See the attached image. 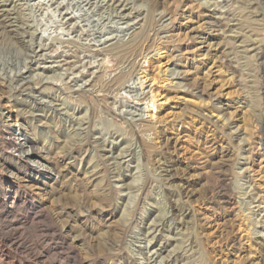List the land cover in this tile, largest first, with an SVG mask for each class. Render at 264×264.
<instances>
[{
    "label": "rangeland",
    "instance_id": "rangeland-1",
    "mask_svg": "<svg viewBox=\"0 0 264 264\" xmlns=\"http://www.w3.org/2000/svg\"><path fill=\"white\" fill-rule=\"evenodd\" d=\"M36 1L0 0V149L27 115L57 171L12 216L0 177V264H264V0Z\"/></svg>",
    "mask_w": 264,
    "mask_h": 264
},
{
    "label": "bare ground",
    "instance_id": "bare-ground-1",
    "mask_svg": "<svg viewBox=\"0 0 264 264\" xmlns=\"http://www.w3.org/2000/svg\"><path fill=\"white\" fill-rule=\"evenodd\" d=\"M3 1V0H2ZM8 1V0H7ZM44 0H37L36 2L34 3H37V5H40L41 3H44L42 2ZM54 1L56 0H53V3ZM105 1V0H104ZM6 2V1H5ZM11 2V1H10ZM57 2V1H56ZM60 2V1H58ZM118 2V0H117ZM31 3V2H30ZM47 3V2H46ZM49 3V2H48ZM47 3V4H48ZM12 5V3H10ZM15 4V3H14ZM61 4V3H60ZM17 5V4H15ZM50 5V4H49ZM57 5V4H55ZM121 5V4H120ZM10 6V5H9ZM8 6V7H9ZM48 6V5H47ZM13 7V5H12ZM33 7V6H32ZM50 7V6H48ZM58 7V6H57ZM120 7V6H119ZM122 7V6H121ZM124 7V6H123ZM122 7V8H123ZM5 8V7H4ZM3 8V9H4ZM55 8V7H54ZM13 9V8H12ZM11 9V10H12ZM53 9V8H52ZM57 9V8H56ZM7 10V8L5 9V11ZM16 10V9H14ZM49 10V9H48ZM58 10V9H57ZM60 10V9H59ZM17 11H19V9L17 8ZM54 11L56 12V10L54 9ZM10 11H8L9 13ZM54 12V13H55ZM4 13V12H3ZM20 13V11H19ZM6 14V13H5ZM5 14H3L5 16ZM22 14V12H21ZM62 14V13H61ZM2 15V16H3ZM13 14H11L12 16ZM23 15V14H22ZM64 15V14H63ZM62 15V16H63ZM8 16V15H7ZM18 16V15H17ZM15 17V16H14ZM72 17V16H71ZM20 18V17H19ZM67 18V17H65ZM20 20V19H19ZM70 20L67 19V20H64V21H68ZM26 21V20H25ZM24 22V21H22ZM28 22V21H27ZM17 26V25H16ZM15 24H13L12 20H7V19H4L3 17L1 18L0 16V33L1 34H5V36H8V35H14V34H17V30H21V27L17 26L16 27ZM28 28V27H27ZM23 32H24V29H22ZM27 30V29H26ZM32 30V29H31ZM35 31V30H34ZM141 31H144L143 29ZM27 32V31H25ZM29 32V31H28ZM33 32L30 31L29 33ZM56 32V31H55ZM35 34V33H34ZM31 35V34H30ZM141 35V34H140ZM142 35H143V32H142ZM141 35V36H142ZM3 36V35H2ZM34 36V35H33ZM32 36V37H33ZM137 36V35H136ZM140 36V37H141ZM51 37V36H50ZM139 37V36H138ZM138 37H137V40H138ZM135 37H133L134 39ZM144 38V37H143ZM20 39H23V38H20ZM129 40L124 46L122 45L121 46H112L113 48V52L114 50H116L117 52L116 53H119V52H122L124 51L125 54H127L125 51H131V52H134L135 50H137V48L139 49V44L140 42L138 43V41L135 39L134 40ZM40 46V45H39ZM156 50V49H155ZM158 53L160 51V48H157L156 50ZM130 54V53H129ZM159 55V54H158ZM126 56V55H125ZM145 56V55H144ZM145 62V61H144ZM161 64V63H160ZM163 64V63H162ZM162 65H159L158 66V70H160L159 72H162L163 74V82H167V75H166V71H167V67L166 65L164 66V69L162 70ZM166 67V68H165ZM171 69V68H170ZM176 71H172L171 70V74L176 76L175 73ZM178 73V72H177ZM161 74V75H162ZM169 77V76H168ZM172 77V76H171ZM170 77V79H171ZM177 77V76H176ZM124 78V75L121 74L119 75L115 81L118 82V85H122V83L124 82L123 81ZM140 79V78H139ZM162 80V79H161ZM166 80V81H165ZM96 81V80H95ZM169 81V80H168ZM155 80H153L152 78H148L147 77V74H143L142 75V79L140 80V84H139V88H140V93L143 94L142 96V101L144 100V107H142L143 109V113L144 115L147 117L146 119L148 120H153V116H155V112H154V107H155V104L156 102L159 100L157 99V93L155 94L152 90V86L155 84L154 83ZM171 84H174L175 85V82L170 80L169 81ZM178 82V81H177ZM181 84V83H180ZM177 85V84H176ZM109 86V85H108ZM123 86V85H122ZM84 87V86H83ZM117 87V84L116 86ZM119 87V86H118ZM148 88L147 90L144 91L145 88ZM176 87V86H175ZM178 87V86H177ZM114 88V87H113ZM99 100V99H98ZM17 101V100H16ZM21 101V100H20ZM25 103V102H24ZM143 113H141L140 115H143ZM217 117V116H216ZM23 119H25L26 121L25 122H22L18 125L17 128H14L13 126H8L7 129H6V132H5V139H3V141L5 140V143L7 144V147L6 149L8 148V150L6 151H2L0 149V177L1 179L7 181L6 182V185L4 187V190H3V200H4V206L6 207V211H7V215H14L15 214V209H18L25 201L24 200H27V205L29 207H33V208H36V207H39L40 208V205L34 201H32L29 197V195L27 194L26 192V189L28 187H30L31 185H33V187H37V189H41L42 185L45 184L46 182L48 181H52L54 179V175H53V172L57 171L55 169L56 166L54 164L56 163H53L50 159V157L48 158V152L47 150H45V147H43L42 145H40V142L41 140H45V138H47V135L45 134V132L43 131V129L40 131V136H37V126L34 124L35 122H33V119L32 118H29V116L27 115H24L23 116ZM149 122V121H148ZM129 124V123H128ZM1 127V126H0ZM140 131V130H139ZM2 135V134H1ZM147 138V137H146ZM42 141V142H43ZM150 142V141H149ZM4 143V144H5ZM101 143V142H100ZM43 144V143H42ZM5 146V145H4ZM3 147V146H2ZM138 146H136L137 148ZM152 148V147H151ZM154 148V147H153ZM5 150V149H4ZM133 154L136 156V159L139 161L143 155V151L141 149V151H138V150H134L133 151ZM134 157V156H133ZM135 159V158H134ZM54 161V160H53ZM56 174V172L54 173ZM121 179V178H120ZM41 180L43 182H41ZM54 181V180H53ZM123 181V180H122ZM121 181V182H122ZM49 182V183H50ZM51 184V183H50ZM50 186V185H49ZM52 187V186H51ZM50 187V188H51ZM144 187V185H143ZM33 190V189H32ZM48 190V189H47ZM140 191L142 190V187H140L139 189ZM50 191V190H48ZM52 191V190H51ZM50 191V192H51ZM53 192V191H52ZM2 193V191H1ZM54 193V192H53ZM139 194V193H137ZM49 195V193H48ZM50 196V195H49ZM36 197V196H35ZM52 197V196H51ZM36 199V198H35ZM54 199V198H53ZM43 204V203H42ZM2 206V205H1ZM0 206V207H1ZM42 206H46V205H42ZM53 206V205H52ZM44 207H41V208H44ZM51 207V205H50ZM39 209V210H42L43 209ZM54 208V207H53ZM52 208V209H53ZM2 209H3V206H2ZM51 209V208H49ZM48 209V211H49ZM56 209V208H55ZM28 210V209H27ZM26 210V211H27ZM3 211V210H2ZM35 211V210H34ZM45 211V209H44ZM43 211V212H44ZM41 212V213H43ZM55 212V211H54ZM26 213V212H25ZM32 213V212H31ZM34 213V212H33ZM32 213V214H33ZM51 213V216H56V212L53 213V212H50ZM58 213V211H57ZM21 214V213H20ZM31 214V215H32ZM26 215V214H24ZM29 215V214H28ZM41 215L39 212L36 213L35 216H38ZM60 215V214H59ZM67 215V214H66ZM6 216V215H5ZM4 216V217H5ZM16 216V215H15ZM33 216V215H32ZM45 216V215H44ZM3 217V218H4ZM34 217V216H33ZM43 217V216H42ZM52 217V218H53ZM61 217V216H60ZM41 218V217H40ZM45 218V217H44ZM43 218V219H44ZM56 218V221L58 222V218ZM54 218V219H55ZM9 219V218H8ZM35 219V218H34ZM42 219V218H41ZM42 219V220H43ZM49 219V217H48ZM5 220V219H4ZM10 222L8 223L7 225V229L6 230V233L5 236L7 237V240L5 242H7L10 246H15L16 245V242L18 241H13V237L15 235H17L20 231V225H24L26 223H28V217H25V216H22L20 218H16V219H9ZM31 220V219H30ZM37 219H35L36 221ZM47 220V219H46ZM179 220V219H178ZM54 221V220H53ZM4 222V221H3ZM52 222V221H51ZM35 223V222H34ZM56 223V222H54ZM61 223V222H60ZM4 224V223H3ZM57 225V223H56ZM60 225V224H59ZM58 225V226H59ZM64 225V224H63ZM63 225H61V230L62 232L66 235V236H70L66 229V227H64ZM69 226V225H68ZM2 227V226H1ZM6 227V226H5ZM53 227V226H52ZM71 228V227H70ZM51 229V227H50ZM57 229V228H56ZM3 231V229H2ZM51 231V230H50ZM55 231V230H54ZM3 234V235H4ZM60 234V233H59ZM63 234V236H64ZM61 235V234H60ZM72 235V234H71ZM64 236V237H66ZM153 236V235H152ZM5 237V238H6ZM76 236H71L70 239L71 241L74 240ZM3 239V238H2ZM21 239V238H20ZM19 239V240H20ZM68 239V238H67ZM23 240V239H22ZM37 240V239H36ZM63 240V239H62ZM66 240V239H64ZM1 241V240H0ZM3 241V240H2ZM35 241V240H34ZM67 241V240H66ZM152 241V240H151ZM151 241H148L147 246L151 243ZM63 242V241H62ZM26 243V242H25ZM31 243V242H30ZM35 243V242H34ZM67 243V242H66ZM73 243V242H72ZM4 244V243H3ZM33 244V243H32ZM36 244V243H35ZM152 244V243H151ZM20 245V244H19ZM22 245V244H21ZM3 246V245H2ZM25 246V245H24ZM29 246V244H28ZM33 246V245H32ZM17 247V246H16ZM26 247V246H25ZM18 248V247H17ZM20 248V247H19ZM22 248V247H21ZM7 249V248H6ZM27 249V247H26ZM41 249V248H39ZM24 250V249H23ZM32 250V249H31ZM36 250V249H35ZM9 251V250H8ZM18 251V250H17ZM25 251V250H24ZM40 251V250H39ZM53 251H55L53 249ZM155 251V250H154ZM159 251V250H158ZM36 252V251H35ZM29 253V252H28ZM37 253V252H36ZM149 253V252H148ZM157 253V252H155ZM31 254V253H29ZM43 254V253H42ZM153 254V253H151ZM33 255V254H32ZM36 255V254H35ZM34 255V256H35ZM38 255V253H37ZM157 255V254H156ZM153 256V255H152ZM39 257H42L41 255H39ZM45 257H46V254H45ZM152 258V257H151ZM38 259V258H37ZM41 261V260H40ZM43 262V261H42ZM48 263V261L46 262ZM159 263V262H158ZM26 264V263H25ZM51 264V263H49Z\"/></svg>",
    "mask_w": 264,
    "mask_h": 264
}]
</instances>
